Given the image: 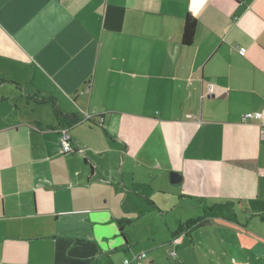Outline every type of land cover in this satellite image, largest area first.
Masks as SVG:
<instances>
[{
    "label": "crops",
    "instance_id": "1",
    "mask_svg": "<svg viewBox=\"0 0 264 264\" xmlns=\"http://www.w3.org/2000/svg\"><path fill=\"white\" fill-rule=\"evenodd\" d=\"M263 172L264 0H0V264H264Z\"/></svg>",
    "mask_w": 264,
    "mask_h": 264
},
{
    "label": "trees",
    "instance_id": "2",
    "mask_svg": "<svg viewBox=\"0 0 264 264\" xmlns=\"http://www.w3.org/2000/svg\"><path fill=\"white\" fill-rule=\"evenodd\" d=\"M197 28V20L192 17L191 15H188L185 20V26H184V31H183V36H182V43L184 45H190L193 43L195 32ZM42 103L44 102H51L54 107V113L55 116L59 122V124H66L62 125L61 127H68L70 128V125H74L80 121L78 116L74 114H66L61 109L57 106L55 100L53 98H42L40 100ZM207 219V215L200 216L196 219H193L191 223L193 225L196 224H202L205 220ZM121 230H123V226L121 225Z\"/></svg>",
    "mask_w": 264,
    "mask_h": 264
},
{
    "label": "built area",
    "instance_id": "3",
    "mask_svg": "<svg viewBox=\"0 0 264 264\" xmlns=\"http://www.w3.org/2000/svg\"><path fill=\"white\" fill-rule=\"evenodd\" d=\"M246 53V48L245 47H240L239 48V54L244 56ZM209 91L211 92L213 90V84L208 85ZM261 117L260 112H247L242 114V120L244 121H249V120H257ZM59 139H60V145H61V152L64 154L76 152L78 149L77 145L75 146V141L73 137L70 134L69 128L68 127H61L59 130ZM264 174V172H263ZM146 254L142 253L141 255L138 256L139 264H143L141 262V258L144 257ZM264 258V254H263ZM124 264H128V261H124Z\"/></svg>",
    "mask_w": 264,
    "mask_h": 264
},
{
    "label": "water",
    "instance_id": "4",
    "mask_svg": "<svg viewBox=\"0 0 264 264\" xmlns=\"http://www.w3.org/2000/svg\"><path fill=\"white\" fill-rule=\"evenodd\" d=\"M170 179H171V182H172V183H178V182L181 181L182 176H181L178 172H176V171H172V172H171Z\"/></svg>",
    "mask_w": 264,
    "mask_h": 264
}]
</instances>
